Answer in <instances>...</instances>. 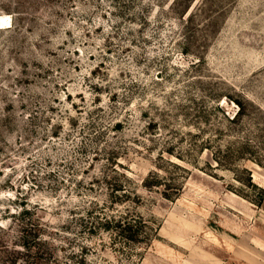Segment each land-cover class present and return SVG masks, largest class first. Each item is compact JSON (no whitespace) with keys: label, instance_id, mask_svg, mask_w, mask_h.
Wrapping results in <instances>:
<instances>
[{"label":"rangeland","instance_id":"obj_1","mask_svg":"<svg viewBox=\"0 0 264 264\" xmlns=\"http://www.w3.org/2000/svg\"><path fill=\"white\" fill-rule=\"evenodd\" d=\"M0 264H264V0H0Z\"/></svg>","mask_w":264,"mask_h":264}]
</instances>
